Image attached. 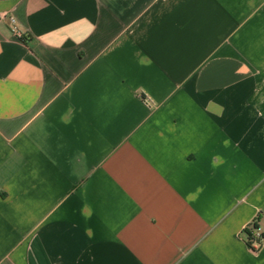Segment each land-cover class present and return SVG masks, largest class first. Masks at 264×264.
<instances>
[{
    "label": "crops",
    "instance_id": "obj_1",
    "mask_svg": "<svg viewBox=\"0 0 264 264\" xmlns=\"http://www.w3.org/2000/svg\"><path fill=\"white\" fill-rule=\"evenodd\" d=\"M252 222L264 0H0V264H264Z\"/></svg>",
    "mask_w": 264,
    "mask_h": 264
},
{
    "label": "built area",
    "instance_id": "obj_2",
    "mask_svg": "<svg viewBox=\"0 0 264 264\" xmlns=\"http://www.w3.org/2000/svg\"><path fill=\"white\" fill-rule=\"evenodd\" d=\"M11 22L14 24V20H11ZM12 31L16 37H18L19 39L22 38L23 33H21L15 25H13ZM143 101L147 106H150L152 104V101L148 97H145ZM253 224V222L248 224L244 229H250ZM246 244L248 246L250 254L253 256H258L261 250L264 249V241H262V235L257 229L252 230L251 237L246 241Z\"/></svg>",
    "mask_w": 264,
    "mask_h": 264
},
{
    "label": "trees",
    "instance_id": "obj_3",
    "mask_svg": "<svg viewBox=\"0 0 264 264\" xmlns=\"http://www.w3.org/2000/svg\"><path fill=\"white\" fill-rule=\"evenodd\" d=\"M20 40H21L23 43H25V44H29L30 41H31L30 37L27 36V35H25V34H23V36H22V38H21ZM255 228H256V226H255V224H253V226H252L250 229H245V230H244L245 233H247V240L250 239V237H251V232H252V230L255 229Z\"/></svg>",
    "mask_w": 264,
    "mask_h": 264
}]
</instances>
